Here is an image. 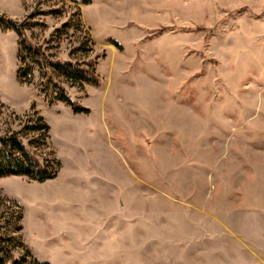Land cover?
I'll list each match as a JSON object with an SVG mask.
<instances>
[{
	"label": "rangeland",
	"instance_id": "1",
	"mask_svg": "<svg viewBox=\"0 0 264 264\" xmlns=\"http://www.w3.org/2000/svg\"><path fill=\"white\" fill-rule=\"evenodd\" d=\"M31 13L29 39L98 82L64 85L86 113L49 101L0 27V134L39 114L32 150L60 164L0 177L7 264H264V0H0Z\"/></svg>",
	"mask_w": 264,
	"mask_h": 264
},
{
	"label": "trees",
	"instance_id": "2",
	"mask_svg": "<svg viewBox=\"0 0 264 264\" xmlns=\"http://www.w3.org/2000/svg\"><path fill=\"white\" fill-rule=\"evenodd\" d=\"M76 15L79 17V8H76ZM33 16L34 13H31L20 22H16L5 15H0V27L13 29L19 36L18 78L25 82H31V77L37 70L40 79L36 84L49 101H63L75 113L88 112L86 107L69 97L64 85L82 87L85 82L97 83L98 78L94 72L93 63L88 60L72 62L50 59L41 45L33 43L25 33V29L33 25L29 20ZM65 24L64 26L67 27V23ZM77 24V27H80L78 18ZM79 49L83 50V48H77V50ZM16 117H18L21 127L18 130H7L0 134V177L24 175L38 182L55 177L60 167L59 161L55 158L50 161L47 158L40 159L38 154L32 150L34 146L47 148L48 124L39 114H24ZM0 201H2L1 197ZM15 240L14 236L0 232V264H7L12 259L10 245ZM34 264L49 263L36 260Z\"/></svg>",
	"mask_w": 264,
	"mask_h": 264
}]
</instances>
